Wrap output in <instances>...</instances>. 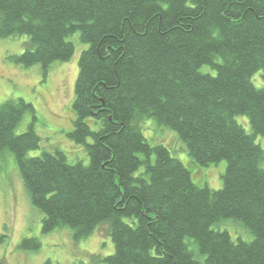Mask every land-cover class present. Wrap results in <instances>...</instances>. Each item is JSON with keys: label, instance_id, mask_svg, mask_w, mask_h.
<instances>
[{"label": "trees", "instance_id": "trees-1", "mask_svg": "<svg viewBox=\"0 0 264 264\" xmlns=\"http://www.w3.org/2000/svg\"><path fill=\"white\" fill-rule=\"evenodd\" d=\"M77 32L89 47L69 137L88 165L59 150L30 157L42 139L16 129L34 107L0 104V153L14 154L42 232L68 228L81 241L108 225L114 253L78 264H198L189 241L205 264H264V86L253 83L260 74L264 84V0H0V39H28L9 59L40 66L44 79L71 61ZM149 119L198 165L226 161L222 189L196 185L165 146H152L142 132ZM225 221L252 239L215 229ZM21 247L39 248L30 239Z\"/></svg>", "mask_w": 264, "mask_h": 264}, {"label": "rangeland", "instance_id": "rangeland-1", "mask_svg": "<svg viewBox=\"0 0 264 264\" xmlns=\"http://www.w3.org/2000/svg\"><path fill=\"white\" fill-rule=\"evenodd\" d=\"M27 40L26 36L0 39V104L23 99L34 107L35 113L26 112L16 129V134L20 135L32 127L41 137L40 149L29 153L30 157L59 150L66 155L69 163L88 165L85 147L74 143L69 134L74 130L76 120L73 102L79 73L78 63L82 52L89 45L81 40L79 32L70 36L68 41L75 47L73 58L67 63H55L44 79L40 66L24 68L9 59L24 52ZM253 83L259 88L264 86L260 74L253 78ZM237 121L248 133H252L246 117H239ZM142 126L148 142L152 146H165L174 158L189 169L196 185L214 191L222 189L226 161L209 167L200 166L189 157L185 145L174 131L153 119L144 121ZM257 143L264 150V137H258ZM18 172L14 154L8 150L1 152L0 236H4V240L0 243V264H78L88 263L94 255L106 257L114 253V244L106 224L81 241H75L68 228L43 233L44 215L31 205ZM215 229L228 231L235 241L239 237L245 241L252 239L249 232L234 221L222 222ZM26 239L35 241L38 250L22 249L21 244ZM187 243L190 247L194 246L191 249L197 263L205 264V258L196 251L195 242Z\"/></svg>", "mask_w": 264, "mask_h": 264}, {"label": "bare ground", "instance_id": "bare-ground-1", "mask_svg": "<svg viewBox=\"0 0 264 264\" xmlns=\"http://www.w3.org/2000/svg\"><path fill=\"white\" fill-rule=\"evenodd\" d=\"M75 54V53H74Z\"/></svg>", "mask_w": 264, "mask_h": 264}]
</instances>
